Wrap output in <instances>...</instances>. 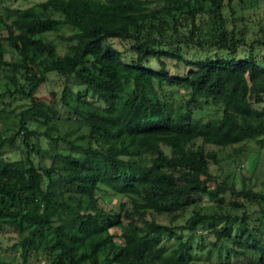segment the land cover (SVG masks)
I'll return each mask as SVG.
<instances>
[{"label": "trees", "instance_id": "obj_1", "mask_svg": "<svg viewBox=\"0 0 264 264\" xmlns=\"http://www.w3.org/2000/svg\"><path fill=\"white\" fill-rule=\"evenodd\" d=\"M9 1L0 0V68H10L13 89L7 86L0 99L19 96L30 105L15 114L14 129L0 130V229L9 225L23 234L12 246L19 250L21 264L32 253L44 255L47 264H189L193 236L182 240L173 226L153 219L138 226L134 214L150 209L180 217L199 194L222 202L223 190L205 186L209 161L214 160L204 150L209 137L225 144H264V60L254 58L253 45L245 46L243 36L221 29L227 19L223 8L231 9V0H156V9L148 8L150 0H44L24 8ZM207 12L210 21L203 17ZM185 13L189 39L201 33L194 43L224 51L225 57L186 62L180 52L162 48L180 42L173 21ZM200 18L205 19L202 26ZM60 27L73 30L58 37L68 43L62 55L46 38ZM182 36L184 42L192 41ZM109 39L126 43L132 57L127 60L105 44ZM5 45L14 59L5 60ZM243 46L245 54L238 57ZM164 57L192 68L182 76L170 75ZM50 73L63 79L64 105V94L75 85L102 106L77 104L72 110L79 124L55 136L44 132L49 147L35 148L30 142L35 131L27 126L51 118L40 112L35 98ZM171 88L186 94L176 109L166 98ZM210 107L217 113L205 119L194 116ZM18 138L26 150L15 160L7 159L5 146ZM31 153L47 158L49 165H35ZM100 186L129 198L131 208L120 204L122 211H103L96 197ZM232 193L264 201L261 193L249 189ZM244 218L219 215L224 223L213 230L211 245L220 253L219 243L232 238L243 248L226 254L253 251L256 256L208 264H264V244L257 245L251 234L243 239L240 226L232 236L231 224ZM207 219L194 211L179 229L193 231ZM114 227L120 228L118 234L109 232ZM173 238L177 246L169 253L158 247Z\"/></svg>", "mask_w": 264, "mask_h": 264}, {"label": "rangeland", "instance_id": "obj_2", "mask_svg": "<svg viewBox=\"0 0 264 264\" xmlns=\"http://www.w3.org/2000/svg\"><path fill=\"white\" fill-rule=\"evenodd\" d=\"M41 1L44 0H10L6 4L24 8L34 6ZM150 1L148 8L156 9L158 7L157 3H155L156 0ZM225 4L226 1H224V6H226ZM230 5L231 9L223 8V15L227 19L225 23H222L224 27L221 29L234 34L236 38L243 36L245 46L253 45L254 50L252 54L255 55L254 58L259 59V61L264 60V44H257L264 41V0H231ZM185 15L186 13L177 15V19L173 21L180 42L162 48L174 54L180 52L183 60L186 62L203 59L205 56L225 57L226 53L224 51H216L214 48H210V46H197L194 42L197 37L201 36V33H197L195 38L189 39L187 35L190 28L189 20L186 19ZM53 17L59 18V15L55 13ZM203 17L209 18L210 21L211 13L207 12ZM204 22L205 19H199L201 26ZM72 32L71 28L60 27L58 31L47 34L46 38L54 42L58 55H62L68 46L67 42L60 40L58 37L68 36ZM182 35H186L188 40L192 41L184 42ZM104 43L114 47L127 60L132 57L126 43L116 39H109ZM5 47L7 50L5 60L14 59L15 56L8 51L9 49L6 45ZM245 51L244 46L240 47L237 49L235 55L242 57ZM163 60L167 71L173 76L185 75L192 68L185 65L183 61H175L172 57H164ZM9 69V67L0 68V92H4L7 86L13 89L8 77L11 74ZM62 89L63 79L55 73H50L46 75L45 82L35 92L40 112L48 114L51 117L45 124L37 121L28 123L27 127L35 131V134L30 138V142L35 148L46 149L49 147L50 141L43 135L44 132L55 136L58 133L61 134L64 131L75 128L79 124V120L72 110L77 104L84 107L89 103H93L97 107L102 106L96 102V98L86 91L84 87L75 85H70V92L64 94L68 104L64 105V101H62ZM77 94L80 95L83 102H78ZM166 94L167 101L173 109L179 108V106L184 104L186 94L182 90L171 88ZM29 105V100L23 97H2L0 99V121L3 126L0 125V130L3 127L10 128L11 130L14 129V125L16 124L15 114ZM49 108H52L55 113L52 114ZM215 109L216 107H210L207 109L208 111L195 112L194 116L205 119L217 113ZM20 142L21 139L18 138L14 145L5 146L3 152L7 159L15 160L26 150L25 147L20 145ZM204 150L205 153H210L214 156V160L209 161L210 178L205 186L210 191L215 190L217 187L223 190L221 203L216 198H211L206 194H199L198 201L188 207L180 217L156 214L150 209H145V214H134V218L139 221L137 223L138 226L143 219H153L156 222L173 226L175 228L173 233L179 234L182 240H185L188 236H193L189 264H208L209 262L227 260L233 263L246 261L249 258L255 257L256 254L253 251H247L244 255L234 254L233 251H230L229 254L225 253L229 250L236 251L243 248L232 238L223 239L219 243L222 245L220 253L216 251V248L212 247L211 242L214 241L213 230L215 227L224 223V220L217 219L219 215L226 216L231 214L238 219L242 216L245 217L241 223L237 220L231 224L232 236L237 234L235 233L236 228L240 226L244 231L243 239L251 234L257 245L264 244V212L261 211L264 201L252 200L248 197H240L232 193L234 190L249 189L264 196V144L259 145L248 140L225 144L223 141H219L217 138L211 136L204 144ZM30 158L37 166L47 167L49 165L47 158H40L33 153L30 154ZM24 162H26L25 158ZM96 197L98 207L106 212L122 211L120 204H124L123 209L131 208L129 198L117 194L104 186H100L99 191L96 192ZM194 211L206 214L208 219L198 224L193 231L179 229ZM137 224H131L129 227L136 228ZM119 231V227L109 229L111 233L118 234ZM22 235L9 225L2 226L0 229V261L12 264L22 263L19 250L12 248ZM176 246L177 240L173 238L172 240H163L158 247L162 248L167 254ZM27 264H47V259L40 253H32L28 257Z\"/></svg>", "mask_w": 264, "mask_h": 264}]
</instances>
